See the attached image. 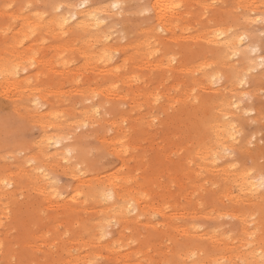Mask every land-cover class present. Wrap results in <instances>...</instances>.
<instances>
[{
	"label": "bare ground",
	"instance_id": "1",
	"mask_svg": "<svg viewBox=\"0 0 264 264\" xmlns=\"http://www.w3.org/2000/svg\"><path fill=\"white\" fill-rule=\"evenodd\" d=\"M152 1L153 6H151L153 7V11L155 13L154 15L156 23L163 29V31L166 32L167 38H172L175 41L184 39L186 30L188 28L185 24H187V21L191 18L192 11L182 10V1L180 0ZM25 2L27 4V1ZM43 2L45 1L43 0ZM69 2L70 0H67L65 2L66 4H62L63 2H61L56 5H63L65 9H63L62 12H58L56 10V6H53L54 13L53 15H50V17H43L41 14H37L36 12L39 11V9L34 11L35 13L32 15L29 14L30 11L28 10L27 14H24L25 12L21 10L22 12H19L17 14V17L21 20L20 27L15 32H11V36L9 35L10 40L8 39L6 33L5 38L4 34L3 37L0 36V45L1 47L2 45L9 47V49L7 48V50H11V47H13L19 36L20 38L17 41L20 43L19 45L23 43L24 39H28L29 37L34 36L36 33L48 36L52 41V44L50 45V51L53 50L51 52H53V55L56 56L54 57V60H56L59 66L58 76H56L52 80V86L44 91L41 88L35 87L31 83L30 77L21 76L20 70L12 76H9L7 74L0 76V79H6L9 82V87L6 89H0V92L6 94L8 96V100L10 98V105H14L12 108L15 109L17 106H19V108L24 112L22 116H25L26 119L29 118L30 120H32L35 125H38L40 128V131L38 130L40 134L37 137V140L35 139L36 141L34 140V143L32 142L33 145H31V151L24 155L26 157H22L20 160H17L15 162V169H12L8 166L10 163L8 165L3 164L4 168L3 165L1 166L3 170L0 167V200H11L15 191L25 190L30 193H35V195L42 199L45 204L53 207L54 205H56L57 201L54 199L55 193L53 192V189H55V187L50 182L52 180L50 174L52 175L51 172L57 169L58 171L61 170L62 173H65L69 177L73 178L74 186L70 187V189L72 190L71 198L73 200L78 201L81 205H86V209H91L92 205L95 206V211L93 212L94 216L85 221L83 226L85 231H90L93 228L97 229L99 235L96 236V238H94L93 240L92 236L88 237L87 240H84L83 238H76L75 240L77 242H86L89 246L96 245L99 246V248L105 249V251L107 252V257L110 260H113L115 262L120 261L122 264H131L134 260H138L137 264H141L142 260L150 259L149 254L151 253L149 252V250L151 249L152 244L158 242V237L156 236H158L157 232L159 231H164L166 233V240L169 243L167 252L163 253V251H160V253L165 254L166 258H170L172 256L171 260H165L166 264H220V262L218 261H220L221 259L229 260L231 262L237 260V257L244 258L245 256H248L249 248L252 252L258 254L260 251V242L264 234L258 233L259 230H261L259 224H255L254 221L250 222L251 219L248 218L250 214L244 212L242 208L245 206H258L260 203H262L264 201V189L252 188V182L257 181L258 179H256L255 176L248 170L233 172L230 171V165L223 166L222 168H216L215 160L217 159L214 160L212 156V153L215 152L217 148L221 147L222 144L230 146L233 151L237 148L241 150V144L238 147L239 143L236 140L235 142H233L229 138L228 132L225 131V129H229L230 126L224 123V117L221 115V113L226 114L230 123L232 124L235 123L237 116H243V113L241 114L242 110L237 111V109L234 108L235 106L233 104L232 105L234 107H231V105L229 104L231 101H227V99L229 100V98H226L227 92L224 93V91L232 90L234 88V84L235 88L233 89V91L236 89V84H239V79L237 78L236 71L238 70V68L242 69L241 66H243L244 64L242 61L246 60L245 54L248 50L246 47H242V40L240 39V37L244 36V34L242 35L241 33L242 31H244V28L239 27L241 24L239 25L235 23L236 21L234 22V24H232H236V26L240 29L243 28L241 32H239L240 34L229 32V25V27L227 28H221L222 30L218 28L219 30L216 31L223 32L224 35L217 36V32L215 30H212V28L216 26L215 24L211 27V29H206V26H202L204 29H206L203 31V28H201L200 26L201 30H199V28V32L193 36V38L196 39L203 38L204 42L202 40L201 42H203L204 45L206 42L207 45L204 46L201 51L204 52V57L211 58H209L210 60L196 62L191 66H182L180 71L186 75L185 82L187 84L192 82V84H198L199 86L201 85V87L207 84L206 86L209 88V91L211 90L212 92H214V96H210L209 100H199L198 108H201L199 112L201 113L203 108L204 111L206 110V112L205 114L203 112V116L201 117V119L197 118L196 122H194V127H191L194 130V133L192 135V141L190 143L185 141L186 137L189 134V129H187V135L185 133L186 119L183 117V114L179 112L175 114L173 113L174 121L182 123V126L184 128H181L182 131L174 139L167 135L164 143L159 144L157 146V149L155 148L156 154L160 156V158L161 156H164V159L168 161V153H170V156L172 154L171 152L167 151L172 148L171 146L173 144H175V146L186 144L185 146H182L187 152V154H185V156H187L186 160L183 156V159L186 163L184 168L179 164V161L177 162L175 160L178 163L177 165H175V162H172L171 160L169 167L167 166V171H164V174H166V178H168L167 182H164V180L158 181L154 177L142 179V176L140 177L138 175L129 176L123 175L122 173H119L120 175H116L111 170L110 172L106 173V170L102 171L104 174H93L89 176L90 172L88 167L84 169L81 168L80 172L74 174L76 164L81 161L83 162V158L80 154L78 146L76 145V141L79 140L78 134L72 133V131L69 132L71 122L69 119L70 117L68 116L71 112L78 113L80 115V118L75 122L78 126L82 125L85 121H92L96 124L100 122L103 126L105 121L96 118L97 113L95 112V109H97L98 107L95 103H92L90 105L82 104L79 109L76 108V106L70 107L71 103L64 104L66 105L65 107L64 105H61L62 101L64 102L65 100V98L63 97L64 93L67 94L70 92L74 96H81L83 101L85 98L92 99L96 95L105 96V98L109 100L117 99L119 101L127 100L129 102L132 100L131 109L135 111L133 112V114H136L134 116H132V114L131 116L135 125H138L140 124V114L144 111H142L143 105H145L150 99L152 101L151 104L158 103V99L156 98L160 96V93L151 94V91H149L148 87H144L142 91L135 90L132 87L140 85V83L143 81L150 83L151 81H157V79L155 76L150 75L149 78L144 79L142 77H139L137 81L135 75L124 77L122 74H126V67L128 65L129 67H131L133 64L144 65L149 69L154 70L155 72L165 68L172 70V57H170V50L165 47V42H167V39L159 36V31L155 29V26L149 24L152 27L149 28V25L148 28L147 26L146 28L141 27L144 32L147 31V36L143 37L142 35V38L138 37L139 39H134V41L130 40L127 44H125L126 40L123 39L124 44H121V46L117 45L118 47L114 48L119 51H123L120 52L122 53L121 64L108 68L111 56L110 53L113 46L108 40V37H110L111 33L107 32L110 34H106V36L105 32L101 30V27L105 23L104 20L107 18H105L103 15H108L109 17L111 14L109 13L110 11L106 13L104 11L105 7L98 9L93 8L89 5H87L84 9L77 10L74 7L75 2ZM254 2L256 1L234 0V3H236L239 8L248 11L254 9ZM37 3L41 4L39 3V1L36 2V4ZM261 5L263 6V4ZM40 7L42 8V6ZM122 7L124 9V5ZM93 11H96V15L99 20L102 21V23H98L97 19H94L91 16V13ZM44 13L45 12H43V14ZM70 13H75V17L72 18L70 16ZM244 16H247L248 19H246V17H241L240 19H243L241 20V22L245 21L246 23V21H249V17L248 15ZM65 17H69L67 24L63 22ZM237 20H239V18ZM205 24L209 25L207 24V22ZM140 26L141 25H139V27ZM236 26H234V28ZM111 27L110 30L114 26L112 28ZM141 28L140 30L138 29L139 33H141ZM144 28L148 29L150 33L148 30H144ZM231 28L232 27H230V29ZM249 29H246L247 33L251 32V29L250 31ZM176 31L178 32L176 33ZM130 32L132 33L131 30ZM130 35L133 34H129V36ZM156 35L158 37H155ZM135 36L137 35H134V37ZM128 38L131 39V37ZM152 38L154 39V42L157 40L156 42L158 43V45H162L159 46L157 50H161V52L164 54V59L157 61H142L144 56L154 58V55L157 52V50L155 51L151 47ZM60 39L63 40L62 44H58V40ZM118 42L121 41L118 40ZM20 47H22V45ZM31 47L33 48V46ZM31 47L29 48V50L32 49ZM13 48L16 49H12L8 57L5 54L9 51H6V48L3 47V50L6 51V53L0 56V68L11 69L16 65H21L22 68L24 67L23 64L25 62L30 61L31 59V61L35 60L33 53L34 49H32L31 51H24L23 48L18 51V47ZM63 51L77 52L82 60V67L80 68L77 66L76 69H82L83 71H85L86 69H92L94 71H97V76H101V78H94L91 75H85L86 77H88L85 78V76H82L83 79L85 78L84 81L82 80V82L84 83H82L80 82L81 80L77 81L78 76L77 74H75L74 77L71 76L70 79L66 80L67 84L70 87L68 88V90H65L63 80L66 77L65 74H67V72H65L67 68L66 62H58V60L60 59L59 55H61ZM26 52L29 55H27ZM233 52H236L237 54L233 55ZM4 55L7 57H5ZM213 55L215 56V58H213ZM241 55H244V58L240 57V60L241 58H243L241 61L232 60L234 57L239 58V56ZM137 58L138 60L136 62ZM215 64H217V66H215ZM238 64L240 65V67H238ZM39 65L42 66V70L39 71L38 74L42 77L44 76V80H46L45 75H49V73L53 70L52 68L55 67V64L52 61V58H49L41 60L39 62ZM214 66L216 68L212 69V67ZM195 69L197 73H199L197 77H193ZM102 75L104 76L102 77ZM221 75L228 77L227 79L229 81V89L227 90H225V87H218L217 89L215 87H212V85L215 83L213 77L219 78L221 77ZM107 76L110 79L107 80ZM162 76L165 79V81H163V86L166 88V83H168L169 76L165 77L164 74L159 75L160 78ZM104 81L105 84L102 85ZM79 82L82 83V86L78 85ZM98 83L100 86H98ZM77 85L80 88H78ZM74 86L77 87L72 88ZM128 86H131L130 93H125V88ZM171 89H173L175 93L183 90V93L181 92L182 94L180 93L178 97L176 95L168 94L166 95V99L168 101H171L173 105H176V103L178 102L182 105L184 104L188 111V116L191 117V113H189V108L191 107L189 106V103H191V100H188V96H185L184 91L186 90H184V88L182 90L180 88H177V85L175 84ZM38 92L39 95L40 93L42 94L40 96H35L36 93L38 94ZM181 95L184 96L180 98ZM47 96L54 97V99L48 101ZM36 99H40L39 108H36L33 104V100ZM198 99L199 98H196V100ZM22 102L25 103L23 104ZM57 102H59L60 104L57 105ZM44 103L46 104V107L45 110H42L41 106L44 107ZM60 105L64 108H61ZM198 108L196 110L193 109V112L198 113ZM17 109L18 108H16V110ZM16 110H13L14 114L16 113ZM19 110L18 112H21L22 114V111ZM160 110L165 111L166 109L164 107ZM164 114H166V112H164ZM107 122L109 123L111 129L115 130L114 133H116V135L114 137V140H109L110 138L103 137L101 139L103 147L106 149L110 146H117L113 147V149L119 155L122 153H125L127 155L133 153L132 155H130V158L126 159L124 165H128L130 163H133L136 166L143 165L146 161V158L144 152L142 151V148L145 147L142 146V153L137 154L136 150L140 149V146L136 144L137 142H131L128 139L122 140L120 139L123 138L122 136L117 139V135L120 136L119 132L121 131V127L118 121L112 119L108 120ZM176 122L172 125H177L178 123L176 124ZM166 123L168 124V121H166ZM167 128H169V126ZM163 134H166V132H163ZM105 135L106 134H104V136ZM69 136L71 137V139H67V137ZM162 137H160L161 140ZM179 137L180 139L182 138L179 141L180 143L182 141L181 145H179L180 143H176L175 140ZM183 137L185 138L183 139ZM50 139H58L59 142L49 144L48 142ZM145 140L146 137L143 139V141ZM121 141H123V145H121ZM164 146H167L169 148H166V153L163 152ZM20 148L22 149V147ZM122 148H126L127 151H123ZM21 149L19 150L18 148L17 151L19 150L21 152ZM69 149L72 150V157L69 161L66 162L65 159H61L60 157H63ZM241 153L243 152L241 151ZM164 154H166L167 156H165ZM29 161H32V163H29ZM41 168L48 172V179H45V177L40 173L39 169ZM204 169H207V171L218 173L212 174V177L209 178L210 176H203L199 174V172ZM162 170L164 169H161V171ZM83 173H85L84 176ZM247 173H251V175L249 176L247 175ZM5 181L7 182V184L4 183ZM207 182H211L212 184L217 185L218 190L220 189V192H218L214 196L215 201H220L222 198H225L229 201H233L234 204L239 208V212L236 215V218L238 220L237 233L233 237L229 234H226L225 232L217 233L214 227L211 229L199 230L196 226V223L194 222L195 216L199 214V210H196L197 208L195 209V206L202 205L204 203L203 200L201 202L199 201L203 199V197L196 198L194 192H197L198 190L204 188ZM172 183L174 186H177H175L174 191L172 188H170V185ZM109 189H111L113 192V198L111 200L104 198V193ZM253 192L255 194H253ZM78 193H80L81 195H78ZM180 196H182L183 201L185 200L184 202H187L186 204L188 205L178 203L179 199L178 201L174 200V198L176 199ZM167 198L169 199L170 203L168 207H157L162 200ZM132 202H134V206L131 210H129L128 203ZM155 207L157 208L154 209ZM166 208L169 209L167 210ZM150 209H154L158 215L163 217L164 222L162 224L156 225L152 223V218H150L149 216ZM257 211L258 209L254 212ZM218 214L220 213L218 212ZM63 219H65V217H63ZM261 220L264 221V216L262 215ZM261 220L260 222L262 224L263 222ZM109 221H111V223H109ZM112 223L117 224L118 228H120L117 233V237L119 238L114 239L109 243L111 239L108 241L103 240L102 238L104 234L102 236L100 230L101 228L106 229V227L111 226ZM137 224H141L144 227H150L155 231L154 234L141 236L140 241L134 239V242L136 243V246L134 248H123L122 245L125 244L120 239L124 237L122 236L123 232L125 230H129L131 227H134ZM160 228H162V230ZM52 229L55 230V226L52 227ZM253 232L255 233V235L251 236L250 238V233ZM174 235H177L178 238H175ZM202 243L208 244L211 247V250L206 251V249H204V247L202 246ZM127 245L130 246V244L128 243ZM64 249L65 248H63V250ZM132 254H134L135 257H132ZM256 259L259 260L258 255L256 256ZM65 263L83 264V261L82 257L71 254L69 259L66 260Z\"/></svg>",
	"mask_w": 264,
	"mask_h": 264
},
{
	"label": "rangeland",
	"instance_id": "2",
	"mask_svg": "<svg viewBox=\"0 0 264 264\" xmlns=\"http://www.w3.org/2000/svg\"><path fill=\"white\" fill-rule=\"evenodd\" d=\"M25 1H27V4ZM38 1L41 4H36V2ZM44 1L46 2V5L43 0H0V36L3 37L4 34L5 38V35L7 34V37L9 39V35L11 34V32H15L20 27L21 20L17 17V14L19 12H22L21 10L25 12L24 14H27L28 10L30 11L29 14L32 15L35 13L34 11L39 9V11L36 12L37 14H41L43 17H50V15H53L54 13L53 6H56L61 2H63L62 4H66L65 2L67 0ZM80 1L70 0L69 3L75 2L76 4L80 3ZM180 1H182L181 9L184 11H192L193 14L191 13V18L187 21V24H185L188 27L185 33V38L178 41H175L172 38H167L166 32L163 31V29L156 23L154 15L155 13L152 7V0H118V2L122 4V6L124 5V9L122 7L123 10L121 9L118 14L117 12H109L112 14H110L109 17L108 15H103L105 18H107L104 20L105 23L101 27V30L105 32V35L111 33V38L108 37V40L110 41V44L113 45L112 51L110 53L111 56L108 68L121 64L122 53L120 52L123 51H119L114 48H117V45L121 46V44H124L123 39L126 40L125 44H127L130 40L134 41V39H139L138 37L142 38V35L143 37L147 36V31L144 32L141 27L146 28L147 26L148 28L149 24L155 26V29L159 31V36L167 39V42H165V47L170 50V57H175V59H172V70L165 68L155 72L154 70L149 69L144 65L133 64L131 67H129V65L126 67V74H122L124 77L135 75L137 81L139 77H142L144 79L149 78L150 75L155 76L157 79V81H151L150 83L143 81L140 83V85L132 87L133 89L140 91H142L144 87H148L149 91H151V94L160 93V96H158L159 105L158 103L154 102V104H151V99L147 101V105H143L142 111H144L140 114V124L138 125H135L132 120V116L136 114H133V112L135 111L131 109L132 100L130 102L127 100L119 101L117 99L109 100L106 99L105 96L96 95L92 99L85 98L83 101L81 96H74L70 92L67 94L64 93L63 97L65 98V103L61 100V105L71 103L70 107L76 106V108L79 109L82 104L90 105L92 103H95L100 110L99 113L96 114V118L105 121L103 126L100 122L96 124L92 121H85L82 125L78 126L75 122L79 120L80 115L76 112H71L68 116L70 117L69 119L71 122L69 132L72 131V133H77L79 137V140L76 141V145L80 150V154L83 158V163L94 161L100 157L106 158L105 163L108 166L104 168L88 167L90 172L89 176L93 174H104L102 171L106 170V173L110 172L111 170L116 175H120L119 173L129 176L138 175L140 177L142 176V179L154 177L158 181L164 180V182H167L168 178H166V174H164V171H167V166L169 167L171 160L172 162H175V165H177V162L179 161V164L184 168L186 164L185 160L187 158L185 154H187V152L184 147H182L186 144L181 145L182 141L181 143L179 142L182 138L180 139L179 137L178 139H175L176 143H180L179 145L181 146H175V144H173L171 146L172 148L170 149L167 146H164L163 152L166 153L165 150L167 151V149H169L170 151L168 150L167 152H171L172 154L170 156V153H168V161L164 159V156H161L160 158V156L156 154V149L159 144L164 143L167 135L174 139L182 131V123L174 121V114L179 112H181L183 114V117L186 119L185 133L187 135V129H189V134L186 137L185 141L190 143L192 141V135L194 133V130L191 127H194V122H196V119H201V117L203 116V112L204 114L206 112V110L204 111V108L201 113L199 112V110L201 109L200 107L198 108L199 100H209L210 96H214V92H212L211 90L209 91V88L206 86L207 84L203 87H201V85L199 86L198 84H192V82L187 84L185 82L186 75L181 72L180 69L182 66H191L199 61L210 60L209 58L211 57H204L205 54L201 51L203 47L207 45L206 42L204 45L203 38L196 39L193 38V36L199 32L198 29L200 28V26L201 28H203L202 26H206V29H211V27L215 24L216 26H214L212 30L218 31V28H227L230 25V27H232L233 29H230L229 27L228 31L234 32L235 34H240L239 32H241V30L244 28V31L241 32L242 35L244 34V36H248H245L246 38L242 40V47H246L248 51L245 54L247 61H242L244 63L243 66H241L242 69L238 68V70L236 71L237 78L244 79L245 82L243 84H236V89L233 91V89L235 88L234 84V88L228 91V77L221 75V77H217L215 83L213 82L214 84L212 85V87H215L216 89L218 87H225V90H227L224 91V93L227 92V97H225L229 98V100L227 99V101L232 102L229 103L231 107L233 108L235 106L234 108H236L237 111L242 110L241 114L243 113V116L241 115L239 117H236L234 123L236 127L242 132L241 136H236V141L239 143L238 147L241 144V150L239 148H237L238 150L234 149V156H226L215 160L216 166H214L216 168H222L223 166L236 164L237 167H230V171L236 172L240 170H248L255 176L256 179H259V177L264 174V167L261 166V157L262 155H264V147H262L261 145V139L264 138L261 135L262 133H264V64H262V61H264V36L261 35L262 33H264V0H255L256 2H254L253 6L254 9L252 8L253 10L251 11L239 8L236 3H234V0ZM114 2H117V0H88V5L93 8L99 9ZM141 3L147 4L150 11L144 13L143 16H140L139 13L143 12V9L136 8L134 10L136 12V15H130L129 13L130 10H132V5ZM9 4L12 5L11 8L6 7ZM261 4H263V6ZM39 5L42 6V8ZM63 9L65 8H59L58 12H62ZM43 12L45 13L43 14ZM244 15H248L249 17V21H246V23L245 21L241 22V20L243 19H240L241 17H246V19H248L247 16ZM238 18L239 20H237ZM206 22L209 25H206ZM234 22L239 25L241 24L239 27L243 28L240 29L236 26V24L232 25L234 24ZM136 25L141 26L137 27ZM150 25L149 28L152 27ZM111 26H114V29ZM234 26L236 27L234 28ZM110 27L112 28L111 30ZM140 28L141 33H139ZM145 28L144 30H148ZM201 28L199 30H201ZM249 28L251 29V32H248V34L246 29L248 30ZM206 29L203 28L202 31ZM130 30L132 31V33L130 32ZM177 32L178 31H176V33ZM129 34L133 35L129 36ZM134 35L137 36L134 37ZM128 37H131V39ZM155 37L158 36L156 35ZM118 40H120L121 42H118ZM201 40L203 42H201ZM17 41L15 42L16 44L14 43L15 46L13 45V47H18V51L23 48L24 51L29 50V48L33 46V48H31L34 49L33 53L35 58V60L32 61L31 65L28 64V61L23 64L24 66H27V70L25 71V67H22L20 69V75L30 77L31 83L35 87L43 89V91L50 88L52 86V80L56 76H58L59 73V66L56 60H54V57L56 56H54V53L51 52L53 50L50 51V45L52 44L50 38L48 36L36 33L32 37L24 39L23 43L21 44L22 47H20L21 45H19L20 43ZM156 41L154 42V39L152 38L151 47L155 51L159 48V46H162L158 45ZM62 43L63 40H58V44ZM3 47L6 48V51L9 52L6 53V51L3 50ZM13 47H11V50L16 49ZM7 48L9 49V47L3 45L1 47L0 45V56L6 53L5 55L9 57L11 50H7ZM252 48H255L256 51H251ZM32 49H30L29 51H31ZM27 55L29 54L27 53ZM240 57L244 58V55L239 56V58L232 57V60H240ZM49 58H52L55 67L52 68L53 70L49 73V75H45L46 80H44V76L42 77L38 74V72L42 70V66L39 65V62L43 59ZM59 58L60 59L58 60V62H66L67 67L65 70V72H67V74H65L66 77L65 79L63 78L65 90H68V88L70 87L67 84L66 80L70 79L71 76L74 77L75 74H77L78 76L77 81L81 80L80 82H82V80L84 81L85 78H87L89 75L93 76L94 78H101V76H97V71H94L92 69H86L85 71H83L82 69H76L77 66L80 68L82 67V60L77 52L63 51V53L59 55ZM213 58H215L214 55ZM243 58H241V60ZM161 59H164V54L161 52V50H157L154 58L144 56L142 61H157ZM137 60L138 58L136 59V62ZM215 66H217V64H215ZM215 66L212 67V69H215ZM238 67H240L239 64ZM195 72L193 73V77H197L199 75L196 69ZM162 74H164L165 77L169 76L168 83H166V88L163 86V81H165L164 77H159V75ZM85 75L88 76L86 77ZM82 76H85V78L83 79ZM103 76L104 75H102V77ZM106 79L108 80L110 78L107 76ZM79 83L78 85L82 86V83L84 82L80 84ZM103 84H105V81L102 83V85ZM174 84L177 85V88H180L181 90L184 88V90H186L184 91V94L186 97L188 96V100H191V103H189V106H191L189 108L191 117L188 116V111L184 104L183 106L178 102L176 103V105H173L171 101H168L166 99V95L168 94L176 95L178 97L181 92L183 93V90L175 93L174 90L171 89ZM77 86H74L72 88H76ZM79 86L78 88H80ZM98 86H100L99 83ZM130 90L131 86L126 87L125 93H130ZM0 93V119H2L6 114H11L15 119V128L7 141L5 140L3 128L0 127V167L3 164L8 165L10 163L8 166L12 169H15V162L17 160H20L22 157H26L24 155L31 151V145H33V141L35 139L37 140V137L40 134V128L38 125H35V123L29 118L26 119L25 116H22L24 112L19 108V106L16 107L18 108L17 110L16 108H12L14 105H10V98L8 100V96L6 94H4L3 92ZM41 94L42 93H40V95ZM38 95L39 92L38 94L36 93L35 96ZM183 96L184 95H181L180 98ZM196 98L199 99L196 100ZM52 99H54V97L47 98L48 101ZM22 103L24 104L25 102ZM59 104L60 103L57 102V105ZM45 105L46 104L44 103V107L41 106L42 110H45ZM65 106L66 105H64V107ZM64 107L62 106L61 108ZM164 107L166 109L165 111L160 110ZM197 108L198 113H194L193 109L196 110ZM13 110H16V113L18 112V110L22 111V114L21 112L14 114ZM164 112H166V114H164ZM17 115L19 117H22L19 118ZM112 119L118 121L121 127V131L119 132L120 136L117 135V139L122 136L123 138L120 139H128L131 142H137L136 144L140 146V149H137L136 152L137 154H141L142 151L144 152L146 161L143 165L136 166L133 163L124 165L126 159L130 158V155H132L133 153L128 155L122 153L119 155L113 149V147L117 146H110L106 149L103 147L101 141L103 137L110 138L109 140H114V137L116 135V133H114L115 130H112L109 123L107 122L108 120ZM166 121H168V124L166 123ZM252 121H255V123H252ZM175 122L176 124L178 123L177 125L179 126L172 125L175 124ZM166 124L169 126V128H167L168 126ZM85 125L87 126L85 127ZM163 132H166V134H163ZM104 134L106 135L104 136ZM162 134L165 136H163ZM145 137L146 140L143 141ZM160 137H162V140ZM184 138L185 137H183V139ZM249 141H252V143L249 144ZM142 146H144L145 148H142ZM20 147H22V149L24 150H22ZM18 148L19 150L21 149V152L19 150L17 151ZM241 151L243 153H241ZM164 155L167 156L166 154ZM183 156L185 157V160L183 159ZM3 168L1 167L2 170ZM160 168L164 170L161 171ZM51 173L52 175L50 174V176L52 180L57 177L59 179L58 184H53L56 192L59 193V195L54 194V199L57 201V203L53 207L45 204V202L37 195H35V193H30L25 190L15 191L11 200H0V261L7 262L15 258L17 262H23V264H66L65 261L69 259L71 254H73L82 257L83 264H122L120 261L115 262L113 260H110L107 257V252L105 251V249L99 248V246L96 245L89 246L86 242H77L75 240L76 238H83L84 240H87V238L90 236H92L93 240L94 238H96V236L99 235L97 229L93 228L90 231H85L83 226L85 221L94 216L93 212L95 211V206L92 205L91 209H86V205H81L78 201H75L71 198L72 190L70 189V187L74 186L72 177H69L67 174L62 173L61 170L58 171L57 169L53 170ZM217 173L218 172L214 173L212 171H207V169L201 170L199 172L200 175L210 176L209 178L212 177V174ZM84 175L85 173H83V176ZM171 185L170 188H172L174 191L176 185L174 186L173 183ZM198 191H195L194 195H196V198L203 197V199L199 201L201 202L203 200L204 203L202 205L195 206V209L197 208L196 210H199V214H197L194 218V222L196 223L197 228L199 230H206L214 227L217 233L225 232L232 237L235 236L238 227V220L236 218V215L239 212V208L234 204L233 201H229L225 198H222L220 201H215L214 196L218 192H220V189L218 190L217 185H214L211 182H207L206 186ZM176 199L174 198L175 201H178V199L179 201H182H178V203L188 205L186 204L187 202H184L185 200L183 201L182 196ZM169 204V199L167 198L162 200L157 207H168ZM157 207H155L154 209H156ZM154 209L149 210V216L150 218H152V223L156 225L162 224L164 222L163 217L158 215ZM166 209L168 210L169 208ZM257 209L258 211L254 212ZM242 210L250 214L248 216V218L251 219L250 222L254 221L255 224H259L261 230H259L258 233L264 234V221L261 220V215L264 216V201L258 206H245L242 208ZM218 212L220 214H218ZM63 217H65V219H63ZM260 220L263 222L262 224ZM54 226L55 230L52 229V227ZM160 229L162 230V228ZM119 230L120 228H118V225L112 223L111 226L106 227L102 239L107 241L111 239L109 241L110 243L114 239L119 238L117 237V233ZM154 232L155 231L150 227H144L141 224H137L136 226L131 227L129 230H125L123 232L122 236L124 237L120 239L122 240V242H124L125 245L122 246L123 248H134L136 246L134 239L140 241L141 236L154 234ZM157 233L158 236L156 237H158V242L151 245V249L149 250V252L151 253L149 254L150 259L142 260L141 264H166L165 260L172 259V256L170 258H166L165 254L160 253V251H163L164 253L168 250L169 243L166 240V233L164 231H159ZM174 236L175 238H178L177 235ZM127 243L130 244V246L127 245ZM202 246L204 247V249H206V251L211 250V247L208 244L202 243ZM63 248L65 249L63 250ZM132 257H135V255L132 254ZM218 262H220V264H230L229 260L221 259ZM137 263L138 260H134L131 264Z\"/></svg>",
	"mask_w": 264,
	"mask_h": 264
},
{
	"label": "snow or ice",
	"instance_id": "3",
	"mask_svg": "<svg viewBox=\"0 0 264 264\" xmlns=\"http://www.w3.org/2000/svg\"><path fill=\"white\" fill-rule=\"evenodd\" d=\"M88 5V0H81L80 3H77L74 5V7L77 9V10H81V9H84L86 6ZM7 8H11L12 5L9 4L6 6ZM60 7H63V5H58L56 6V10L59 11V8ZM122 9V4L118 2H114L108 6H105L104 8V11L106 13H108L109 11L111 13H116V12H119L120 10ZM150 11V9L147 7V6H143V12L146 13ZM70 16L72 18L75 17V13H70ZM91 16L94 18V19H97V22L98 23H102V21L99 20V18L97 17L96 15V11H93L91 13ZM68 19L69 17H65L64 18V23L67 24L68 23ZM217 36H222L224 35L223 32H217L216 33ZM262 36H264V33L261 34ZM241 40L245 39V37L241 36L240 37ZM251 51L255 52L256 49L255 48H252ZM233 55H236L237 53L236 52H233L232 53ZM173 60L175 59V57L172 58ZM28 64L31 65L32 64V61H28ZM262 64H264V61H262ZM25 69L27 68V66H24ZM21 68V65H16L15 67L11 68V69H7V68H0V76H3L5 74L9 75V76H12V75H15ZM217 79V77H213V80L215 81ZM245 81L244 79H239V83L240 84H243ZM156 99H159V97H157ZM33 104L35 105L36 108H39L40 107V104H39V100L36 99V100H33ZM99 109H95V112L98 114L99 113ZM221 115L224 117V123L225 124H228L230 126L229 129H225V131L228 132V136L229 138L234 141L235 140V137L239 134L238 133V129L236 127L235 124H232L230 123L229 119H228V116L224 113H221ZM252 123H255V121H252ZM87 125H85L86 127ZM0 127L3 128V131H4V134H5V140L7 141L8 138L10 137V135L13 133V130L15 128V119L14 117L11 115V114H6L2 119H0ZM67 139H71V137H67ZM254 139V138H253ZM59 142V140H49V144L51 143H57ZM252 141H249V144H251ZM121 145H123V141H121ZM123 151H127L126 148H122ZM232 151L233 149L230 147V146H227V145H221V147L217 148V150L215 152L212 153V156H213V159H220V158H223V157H226V156H230L232 155ZM72 157V150L69 149L67 153L64 154L63 157H60L61 159H65V161H69ZM29 163H32V161H29ZM233 168L236 167L235 164L232 165ZM40 173L47 179L48 178V175H47V172L41 168L39 169ZM77 172H80V169H77ZM247 175H251V173H247ZM52 184H57L58 181H55V180H51L50 181ZM5 184H7V182L5 181L4 182ZM252 188L253 189H256V188H260V189H264V174H262L259 179L257 181H253L252 182ZM53 192L56 194V195H59L58 192H56L55 189H53ZM253 194H255L253 192ZM78 195H81L80 193H78ZM104 198L105 199H108V200H111L113 198V192L111 189L107 190L105 193H104ZM134 206V202L132 203H128V209L131 210ZM109 223H111V221H109ZM101 234L103 236L104 232H105V229L104 228H101ZM255 233H250V238L251 236H254ZM261 264H264V256L261 257Z\"/></svg>",
	"mask_w": 264,
	"mask_h": 264
},
{
	"label": "clouds",
	"instance_id": "4",
	"mask_svg": "<svg viewBox=\"0 0 264 264\" xmlns=\"http://www.w3.org/2000/svg\"><path fill=\"white\" fill-rule=\"evenodd\" d=\"M143 6H147L148 7V5L145 4V3L133 4L132 5V10H130L129 14L130 15H136V12L134 10L136 8L143 9ZM139 15L143 16L144 12H140ZM136 26L138 27L139 25H136ZM24 70L26 71L27 69H24ZM8 87H9V82L6 79H0V89H6ZM238 133L239 134L237 136H241L242 135V132H241L240 129H238ZM261 135H262V137H264V133H262ZM235 140H236V137H235ZM235 140L233 142H235ZM261 145H262V147H264V138L261 139ZM234 155H235V152L232 151V155H230V156H234ZM105 159L106 158H104V157H100V158H98V159H96L94 161L87 162V163L78 162L76 164L75 169H74V174L78 173L77 169L81 170V168H87V167L104 168V167H107L108 165L105 163ZM232 165L233 164H230V167H232ZM261 166L264 167V155H262V157H261ZM236 167H237V165H236ZM47 175H48V178H49L48 172H47ZM53 180L58 181V183H59L58 177L53 179ZM257 255L259 256V260L256 259ZM262 256H264V236H262V239H261V242H260V251H259L258 254L252 252L251 249L249 248L248 256H245L244 258L237 257V260L231 261L230 264H261V257ZM249 257H251V258H249ZM0 264H23V262H17L15 260V258H13L11 261H7V262L0 261Z\"/></svg>",
	"mask_w": 264,
	"mask_h": 264
}]
</instances>
